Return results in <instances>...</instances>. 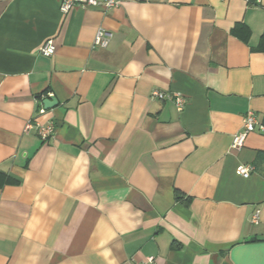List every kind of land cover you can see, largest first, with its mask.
Here are the masks:
<instances>
[{"label": "crops", "instance_id": "crops-1", "mask_svg": "<svg viewBox=\"0 0 264 264\" xmlns=\"http://www.w3.org/2000/svg\"><path fill=\"white\" fill-rule=\"evenodd\" d=\"M61 1L0 0V264H264V130L230 145L264 127V0Z\"/></svg>", "mask_w": 264, "mask_h": 264}, {"label": "built area", "instance_id": "built-area-1", "mask_svg": "<svg viewBox=\"0 0 264 264\" xmlns=\"http://www.w3.org/2000/svg\"><path fill=\"white\" fill-rule=\"evenodd\" d=\"M259 2V0H256ZM120 3V0H62L60 5V12L63 14L68 13L73 7H79L82 9L85 8H102L103 10H110L115 8ZM110 34L105 30L98 28L95 32L93 41H92V48H106L109 44ZM55 50L54 43L51 40L46 41L41 47L39 48L38 52L40 55L49 57L53 55ZM151 98L158 100H163L165 98L170 99L175 106L177 112H182L186 103L185 98L177 93H163L161 91L153 90L151 94H149ZM52 97L48 95L47 98ZM46 99V98H45ZM42 105V102H41ZM39 115H44L46 110L44 109L43 105L39 107L37 110ZM242 129L240 132L235 134L232 139L231 148L233 150H239L243 144L246 136L254 132L256 130L263 131L264 127L258 122L256 117L251 113L247 112L244 117H242ZM54 125L51 121H47L45 123H41L38 120H29L27 121L26 125L24 126V132L28 133L30 131H34L39 139L43 142L48 141L49 139L53 138L54 136ZM253 168L249 165H238L235 169L236 175L247 178L250 176ZM258 219V212H256L252 217V222L256 223ZM141 264H155L154 258L150 256Z\"/></svg>", "mask_w": 264, "mask_h": 264}, {"label": "water", "instance_id": "water-1", "mask_svg": "<svg viewBox=\"0 0 264 264\" xmlns=\"http://www.w3.org/2000/svg\"><path fill=\"white\" fill-rule=\"evenodd\" d=\"M57 104L56 99L54 97H49L46 99L42 100V105L44 107L45 110H49L55 106Z\"/></svg>", "mask_w": 264, "mask_h": 264}]
</instances>
